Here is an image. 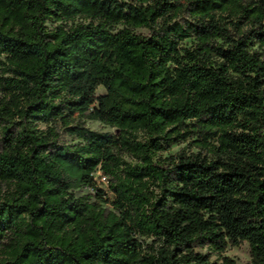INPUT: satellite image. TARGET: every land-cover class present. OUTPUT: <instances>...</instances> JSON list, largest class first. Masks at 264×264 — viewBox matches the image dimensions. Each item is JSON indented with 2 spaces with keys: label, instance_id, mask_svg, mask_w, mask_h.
<instances>
[{
  "label": "trees",
  "instance_id": "1",
  "mask_svg": "<svg viewBox=\"0 0 264 264\" xmlns=\"http://www.w3.org/2000/svg\"><path fill=\"white\" fill-rule=\"evenodd\" d=\"M242 242L264 264V0H0V264Z\"/></svg>",
  "mask_w": 264,
  "mask_h": 264
},
{
  "label": "rangeland",
  "instance_id": "2",
  "mask_svg": "<svg viewBox=\"0 0 264 264\" xmlns=\"http://www.w3.org/2000/svg\"><path fill=\"white\" fill-rule=\"evenodd\" d=\"M105 91H106L105 88L100 86L96 90V95L103 94V93H105ZM81 121H83V123L91 129L102 131V132L115 133V128H112L109 125L102 123L101 121L85 119V118H82ZM42 127H44V125H42ZM62 135H63L62 140L65 143H75L78 141V139H75L74 137L68 135L67 133L62 132ZM187 145H188V142H182L180 144H174L170 150L164 151L162 153H158V155L166 157V156H169L171 154H175L176 152H178L179 150H181L183 148L189 149ZM96 178H97V181L101 187H103L105 189L108 188V186L110 184L109 177H108L107 181H102L100 178V173H96ZM87 192H88L87 188H80V189L76 190L75 193H76V195H83ZM199 250H201L204 253H210L211 254V260L214 262H217L219 264H221L223 262L224 256L230 257L237 264H252L248 242H242L240 245H229L228 248L226 249V251L223 252L221 255L216 253V252L211 251L207 247L199 248Z\"/></svg>",
  "mask_w": 264,
  "mask_h": 264
},
{
  "label": "built area",
  "instance_id": "3",
  "mask_svg": "<svg viewBox=\"0 0 264 264\" xmlns=\"http://www.w3.org/2000/svg\"><path fill=\"white\" fill-rule=\"evenodd\" d=\"M100 173V178L102 181H107L108 180V176L103 174L102 172H99Z\"/></svg>",
  "mask_w": 264,
  "mask_h": 264
}]
</instances>
